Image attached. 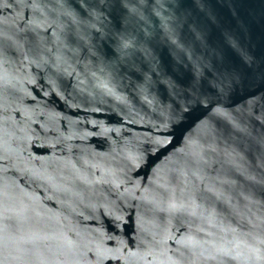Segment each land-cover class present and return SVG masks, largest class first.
Listing matches in <instances>:
<instances>
[{
  "label": "water",
  "instance_id": "water-1",
  "mask_svg": "<svg viewBox=\"0 0 264 264\" xmlns=\"http://www.w3.org/2000/svg\"><path fill=\"white\" fill-rule=\"evenodd\" d=\"M0 264H264V0H0Z\"/></svg>",
  "mask_w": 264,
  "mask_h": 264
}]
</instances>
